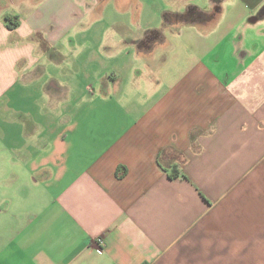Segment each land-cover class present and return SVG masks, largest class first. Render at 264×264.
I'll list each match as a JSON object with an SVG mask.
<instances>
[{"label":"crops","instance_id":"crops-1","mask_svg":"<svg viewBox=\"0 0 264 264\" xmlns=\"http://www.w3.org/2000/svg\"><path fill=\"white\" fill-rule=\"evenodd\" d=\"M0 264H264V0H0Z\"/></svg>","mask_w":264,"mask_h":264},{"label":"rangeland","instance_id":"rangeland-1","mask_svg":"<svg viewBox=\"0 0 264 264\" xmlns=\"http://www.w3.org/2000/svg\"><path fill=\"white\" fill-rule=\"evenodd\" d=\"M71 36H72V40H74L76 42L77 40H79V36H81V35L74 36L72 33ZM74 51H76V48ZM132 95H133V93H132ZM122 97H124V96H122ZM118 98H119L118 96H115V97H112L110 100L95 102L94 107H117L118 106L117 105L118 104ZM86 105H87V103L84 104V106H86ZM86 107H93V104L91 106L87 105ZM101 118L103 119V117H101ZM79 119L86 120L87 124L89 123L90 120H93L92 116H88V114H87V118L83 117V118H79Z\"/></svg>","mask_w":264,"mask_h":264}]
</instances>
